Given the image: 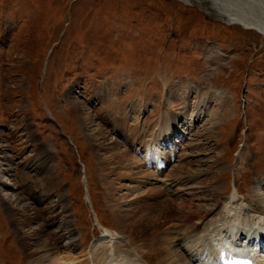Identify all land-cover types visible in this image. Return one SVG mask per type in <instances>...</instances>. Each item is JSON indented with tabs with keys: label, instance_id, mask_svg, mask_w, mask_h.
Segmentation results:
<instances>
[{
	"label": "rangeland",
	"instance_id": "rangeland-1",
	"mask_svg": "<svg viewBox=\"0 0 264 264\" xmlns=\"http://www.w3.org/2000/svg\"><path fill=\"white\" fill-rule=\"evenodd\" d=\"M248 1L223 5L263 20ZM217 11L209 0H0V264H37L41 252L32 246L41 239L53 249L44 264H103L110 246L94 238L101 224L144 262L160 264L151 241L139 238L145 224L127 230L118 216L140 196L122 184L144 193L182 186L184 197L192 192L195 203H217L218 211L235 193L246 213L264 215L250 207L264 192L253 187L264 175V35ZM81 107L99 124L94 138ZM168 115L184 136L162 176L150 168L132 175L113 163L119 157L104 159L118 142L133 168L145 165L138 152ZM133 129L142 133L137 140ZM41 155L49 162L42 169ZM185 163L183 186L172 169ZM15 195L39 218L11 217L6 205ZM67 220L69 248L61 236ZM41 225L45 234L34 238L30 228Z\"/></svg>",
	"mask_w": 264,
	"mask_h": 264
},
{
	"label": "bare ground",
	"instance_id": "bare-ground-1",
	"mask_svg": "<svg viewBox=\"0 0 264 264\" xmlns=\"http://www.w3.org/2000/svg\"><path fill=\"white\" fill-rule=\"evenodd\" d=\"M209 1H211L212 5L219 10L215 14L217 16L218 15L221 16L226 22L237 23L247 28L256 29L258 32L264 35V19L261 20L260 15H259L260 17L257 16L258 18H256L253 16H248L245 13H241V11L238 13L236 12L231 13L228 12L229 10L225 9L223 5L224 0H209ZM249 1L248 3L249 5L252 3L251 4L252 7L253 5H255V3H253V1H255L258 5H260L261 9H263L262 11L264 12V0H249ZM257 9L259 10L258 7ZM260 14L262 15L261 12ZM74 93H78V92L76 91ZM69 94H73V92H69ZM79 100L76 101L77 104L81 102ZM78 114L81 119V124L83 125L82 126L83 129L90 130L91 132H89L88 136L90 138H94V134L99 131V124L95 123L93 119L89 117L88 110H86L83 107L79 108ZM172 118L173 117L171 115L166 116L164 118V121L166 123H163V127L161 126L160 129L157 130V132L151 136L150 142L144 145V147L145 148L148 147V149L151 145H153L151 150L146 149V153L148 154V157L150 156L154 158L158 157L160 154L157 152V149L159 150L162 144L167 140L166 137H169L171 133L178 128L176 126V123L173 125L172 124L170 125V123L168 124V122ZM124 122L126 121L120 122L119 125L120 128L123 127L122 125H126L124 124ZM136 132L133 129V131L131 132L132 135L131 137L137 140L139 137L142 136L141 135L142 133L140 132L136 133ZM111 142L113 143L115 141L113 140ZM116 145L117 146L112 148H110L109 146L108 148L109 153L106 155V157H104V159L108 161H112L113 159L111 158L119 157L118 162H113L115 163L116 166L118 167L122 166L128 170L130 169L129 171L132 175L143 174L144 173L143 168H145L143 163L135 165L136 167L133 168L132 159L125 158L127 155H129L128 151L126 149L118 147L119 146L118 142H116ZM42 151L43 150H41L40 154H42ZM45 158L46 157L44 155H41L42 161L38 164L37 162H31L28 164V168L33 169L34 167L31 168L30 166H34V164H37L38 168H41L44 164L47 163V160H45ZM141 159L143 160V157ZM189 165H191V163L189 164L185 163V165L181 167L178 165L173 167L172 171L174 172V174L180 175V179L177 182L178 185L184 186L190 181V176L188 175ZM109 173L112 174L113 171ZM143 176L145 177L147 175L143 174ZM54 182L55 181H53V183ZM173 186L171 184L168 189L166 188L163 189L159 187L154 188L156 186H151L144 193V192H140L141 190L139 191L138 188L130 189L131 186L127 187L124 184H122V188L124 187L126 188L127 191H131V192L137 190L138 192L136 191L135 194H140V196L137 195L136 197L135 196L131 197L132 199L131 207L121 210L117 209L119 214L118 216L127 230H132L137 225L145 224V229H143V232L142 234H140L139 238L149 239L151 241V244L149 243L150 247L158 255L160 264H199L198 262L202 261V258L200 259L199 256L203 252L202 250L204 249V247L205 250L207 248L208 250L209 248L212 250V252L209 253L208 260L211 259V255L215 253L214 251L219 249L220 250L224 249L225 246H230V248H232L233 250H236V248H242V246H238V247L233 246L232 243V239L241 236L242 232H245L249 235L256 234V237H258L259 239L263 238L264 215L258 217V216H253L251 214L249 215V212L246 213V209H244V207L247 205V203L244 204L239 199L235 200L237 194L233 193L230 197L225 199L224 205L222 203L223 207L218 211L217 203L215 204L207 201L205 203L197 204L195 202L198 199H196L194 193L188 192V194H186L188 196L184 197L181 193L183 191L182 189L184 188L180 186L181 189L180 188L176 189ZM253 187L255 189H261L262 187H264V175H260V177L254 182ZM109 194H110L109 196L111 195L115 196L113 188H109ZM251 198H253L255 202L253 201L254 203H252L250 207L253 206L255 207V210H259L264 213V192L262 194L255 193ZM17 199H19V201L17 202L14 201L16 205L15 204L11 205L7 201L6 208H7V212L11 215V217L22 216L23 220L25 221L27 220L28 223H30L31 221H35L36 218H39L37 211L34 210L29 203L25 202L24 205L18 207L17 204L18 202L23 201L22 200L23 197L20 198L18 195H15L14 200ZM113 202H115V200H113ZM112 206L120 207L119 204L118 205L112 204ZM122 212H124V215H121ZM63 213H65V210L60 211L59 214H63ZM231 217L232 219H230ZM171 221H173L172 227L169 226L170 228L167 229L168 230L167 232L166 231L161 232L160 229L164 227L166 224L168 225V222ZM70 226L71 224L69 223L68 220L64 221L62 226V232L63 231L64 232L61 233L62 234L61 236L64 239L69 240L68 248L70 246H73L74 243L73 242L74 232L72 231V228ZM30 229H31L30 234H32L34 238H39V239L46 232L44 225L33 227V229L32 228ZM212 230L213 232H211ZM96 238L98 239L101 245L104 243L106 244L107 242V245L110 246L108 249L103 248L104 250H102L100 253L101 257L98 258L99 255L96 256V258L99 259V263L100 261H103L105 258H107V260L103 262V264H145L146 263L141 259V257L138 254H136V252L132 253L131 251H129V249L125 246L124 243L125 240L121 236H119L117 232L105 228L103 229V232H101V234ZM241 241L243 244L246 243L245 238H242ZM43 242H44L43 239L39 241L37 246L38 248L36 246H32V248H34L33 249L34 251L37 250L38 252H41L39 256L36 257L37 264H44L45 263L44 260H49L48 257L52 255L51 253V251L53 250L52 246L49 248H45L47 246L46 244L47 242L46 243ZM242 243L239 244L241 245ZM126 244L129 245L130 243L126 241ZM116 251L120 253L117 254ZM116 255H119V258L121 259L117 260L118 256ZM87 264H90L89 259L87 260ZM259 264H264V262H261Z\"/></svg>",
	"mask_w": 264,
	"mask_h": 264
}]
</instances>
